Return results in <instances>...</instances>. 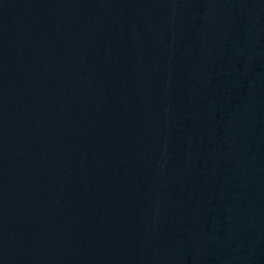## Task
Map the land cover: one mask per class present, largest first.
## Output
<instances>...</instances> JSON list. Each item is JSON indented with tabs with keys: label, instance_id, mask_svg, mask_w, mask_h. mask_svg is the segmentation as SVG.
Segmentation results:
<instances>
[{
	"label": "water",
	"instance_id": "95a60500",
	"mask_svg": "<svg viewBox=\"0 0 264 264\" xmlns=\"http://www.w3.org/2000/svg\"><path fill=\"white\" fill-rule=\"evenodd\" d=\"M0 264H264V0H0Z\"/></svg>",
	"mask_w": 264,
	"mask_h": 264
}]
</instances>
